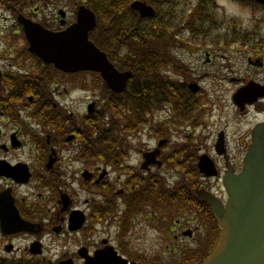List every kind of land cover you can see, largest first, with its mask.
<instances>
[{"label": "flooded vegetation", "instance_id": "obj_1", "mask_svg": "<svg viewBox=\"0 0 264 264\" xmlns=\"http://www.w3.org/2000/svg\"><path fill=\"white\" fill-rule=\"evenodd\" d=\"M38 1L53 5L52 0ZM1 6L21 10L52 31L74 21V12L57 10L51 23L36 16V6ZM10 28L22 31L19 25ZM242 41L225 47H236L241 56L262 46L261 40ZM28 47L24 39L21 46L0 41V264H201L219 235L212 209L201 195L224 202L222 176L227 169L240 171L252 130L264 122V81L222 76L230 112L198 136L197 146L187 142L180 147L181 141L172 142L164 133L152 135L147 119L154 115L148 111L125 138L106 136L96 120L105 122V104L120 102L121 95H112L99 75L60 72L30 54ZM206 55L210 64L213 59ZM251 58L247 56V64L263 67L261 60ZM114 64L121 69L119 59ZM55 75L62 77L63 88L49 87ZM87 76L98 86L97 97L72 101ZM66 77L70 79L64 81ZM199 78L187 80V87L192 82L198 94ZM248 84L256 97L235 99ZM162 94L164 104V90ZM203 144H209L208 150ZM201 154L213 161L215 176L198 171ZM164 177L177 180L164 184ZM21 220L35 226L21 233Z\"/></svg>", "mask_w": 264, "mask_h": 264}, {"label": "rangeland", "instance_id": "obj_2", "mask_svg": "<svg viewBox=\"0 0 264 264\" xmlns=\"http://www.w3.org/2000/svg\"><path fill=\"white\" fill-rule=\"evenodd\" d=\"M70 0H53L48 5L43 2L38 1L36 4L37 17L41 20H50L51 23L54 21L53 15L57 10L61 9L65 12H70L73 10L70 6H67ZM208 1V2H207ZM207 6H203L197 10L195 17V22H193V32H184L183 28L186 27V22L190 19L194 6L197 5L198 0H177L175 4H172L173 9L165 8L164 13H168L170 10L173 16L172 19L165 18L168 20V24H173V29H181L183 35L180 36L182 45L176 46V58L180 60L181 66L173 65L169 66L168 72L164 74L160 71L162 76H170L172 80L179 79L180 83L185 81V77L182 72L184 69L186 73L189 74L190 78H199V82L202 85V91L196 94L195 98L197 103L191 108V111H185L183 108L179 110L180 114L175 113L178 104L177 99L168 100V109L161 111L160 108H155L156 104L146 105L143 99H139L136 102L139 107L138 111H132L127 108H122L119 112L116 110L111 113L108 112L105 117V121L109 123H115L118 126L120 132L117 137L125 138L132 132L131 128L141 125L144 122L145 112L148 114H153V118H148V130L151 128L152 135L169 138L172 142H180L181 145L188 142V144L198 145L200 140L198 136L203 137L211 128L218 126L222 121L225 120L228 113L231 110L230 93L227 92L228 86L226 82L222 81V76L228 75L238 78H249L255 79L256 81H264V65L263 67L249 65L247 64V56H252L251 60H261L264 63V7L253 6L248 1H238V0H207ZM159 10V9H158ZM166 10V11H165ZM203 12L201 13V11ZM183 13V14H181ZM181 14V15H180ZM176 15V17H175ZM180 15V16H178ZM183 16L184 21L179 23ZM187 17V19H186ZM247 19V24L245 25L244 19ZM186 19V20H185ZM213 20L210 22V20ZM231 20H235V24L231 23ZM215 22V23H214ZM15 25L13 17L5 10L0 9V41H7L8 43L16 42L21 46L22 39L20 35L13 32L10 28ZM236 32V39L249 38L242 42L251 43L254 41H262V46H256L258 48L254 49V53H247L240 56L236 47L226 48L223 44L220 46L214 45L215 43H210L211 39L220 37V40H225L224 44L230 43L234 39L228 38L229 34ZM175 36L179 33L173 31ZM104 34V33H103ZM103 34L98 35L103 39ZM193 37L191 38V36ZM202 40H204L207 45H203ZM14 41V42H13ZM241 42V44H242ZM176 45L178 42H174ZM255 46V45H252ZM246 47H249L247 45ZM247 50V49H246ZM210 53L213 59L210 64L207 63V55ZM125 50L120 52V57H123ZM10 57L14 54H9ZM124 58V57H123ZM164 70V67H163ZM54 78V84L48 85L52 88H63V80L60 76H51ZM64 81L69 80L70 77L63 78ZM75 82V77L71 78ZM93 76H87L83 78V83L85 84L88 92L86 91H75L72 93V101L81 98L85 101L86 96L89 99L97 97L98 86L95 84L93 87ZM62 80V81H60ZM58 83V86L55 84ZM134 83V82H133ZM136 83V82H135ZM63 85V86H62ZM47 87V85H46ZM230 89V86H229ZM65 101V100H64ZM148 102V101H147ZM81 103L73 102L72 105L76 106ZM70 105V103H67ZM160 107H164V104H160ZM128 107H130L128 103ZM175 108V111H174ZM188 115L189 120H185ZM139 117V119H137ZM144 117V119H143ZM164 118V121H162ZM195 119L198 123H194ZM108 122H98L97 128H109ZM200 124L201 129H192L193 126ZM205 125V128L203 126ZM248 125V124H247ZM164 126V130H163ZM246 126V122L243 125ZM92 125L88 129H92ZM209 144L200 145L201 147H208ZM28 146H26L22 152H26ZM174 172L173 170H171ZM177 177H168V184H171L176 180ZM166 177H164V181ZM166 258H170V255H166Z\"/></svg>", "mask_w": 264, "mask_h": 264}, {"label": "water", "instance_id": "obj_3", "mask_svg": "<svg viewBox=\"0 0 264 264\" xmlns=\"http://www.w3.org/2000/svg\"><path fill=\"white\" fill-rule=\"evenodd\" d=\"M255 1L264 5V0ZM129 7L141 18L155 15L153 7L145 1L135 0ZM18 22L23 26L29 51L45 63H52L63 72L100 73L115 93L125 88L131 73L116 71L106 55L89 40L96 18L86 6L78 7L76 21L61 32L48 31L23 17H18ZM190 88L196 91L195 87ZM251 97L246 90L235 96L239 100ZM215 147L221 153L219 145ZM198 168L205 176L216 175L213 162L205 155L199 157ZM223 184L228 195L225 205L212 196H201L211 206L220 229L212 252L202 264H264V123L256 125L252 131V144L241 171L235 174L228 169ZM33 226L21 220L17 231L30 232ZM64 264L70 263L65 261Z\"/></svg>", "mask_w": 264, "mask_h": 264}, {"label": "trees", "instance_id": "obj_4", "mask_svg": "<svg viewBox=\"0 0 264 264\" xmlns=\"http://www.w3.org/2000/svg\"><path fill=\"white\" fill-rule=\"evenodd\" d=\"M36 1L38 0H0V4H10L21 9L23 5L28 6L30 3L32 5ZM132 1L134 0H70L69 2L73 6L84 3L96 13L98 24L90 33V39L100 49L110 52L113 57H119L118 54L125 50L124 58L119 57L120 65L122 68H128L132 71L134 83L120 98L121 103L119 105H122V108L138 111L139 107H135L137 106L136 102L143 99L142 97H144L145 103L148 101L146 105L148 103H160L164 90V105L168 100L178 98L176 109L180 110L185 107L186 111H191L194 100L192 96L186 94L184 84L174 82L160 73V71L164 72L163 67L165 69L173 65L176 70L175 66H181L176 58L175 50L176 46L182 45L179 37L184 33L181 29H173L174 25L168 24V20L164 19V17L173 18V13L170 10L168 13L162 14L164 7L174 11L172 4H175L177 0H143L155 8L156 14L153 18H140L135 11L129 8ZM206 1L198 0L197 5L194 6L192 10L194 12L187 20L186 27L183 28L185 33L187 31L193 32L194 15L197 14L195 12L203 6L206 7L208 2ZM238 1H248L247 3L258 6L253 0ZM180 20L179 23L184 21L183 16ZM212 21L211 19L210 22ZM231 23L235 24V20H231ZM173 31L178 32L179 35L175 36ZM100 34H103V39L98 37ZM231 36L234 39L236 32L229 34L228 38ZM246 39L248 38L245 37L242 40ZM211 40L220 41V37ZM174 42H178L177 45ZM182 74L187 75L184 72ZM128 103L130 107H128ZM95 126L97 128V124ZM111 126L115 128V123H111ZM112 127L109 128L110 131H105L106 136L114 135ZM94 135L97 137V134ZM90 136H93L91 132Z\"/></svg>", "mask_w": 264, "mask_h": 264}, {"label": "clouds", "instance_id": "obj_5", "mask_svg": "<svg viewBox=\"0 0 264 264\" xmlns=\"http://www.w3.org/2000/svg\"><path fill=\"white\" fill-rule=\"evenodd\" d=\"M244 23H245V25L247 24V19L246 18L244 19Z\"/></svg>", "mask_w": 264, "mask_h": 264}]
</instances>
